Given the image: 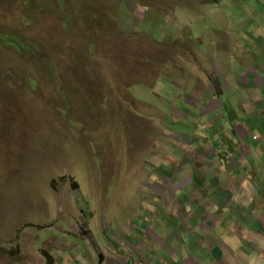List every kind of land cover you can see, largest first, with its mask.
<instances>
[{"label":"rangeland","instance_id":"rangeland-1","mask_svg":"<svg viewBox=\"0 0 264 264\" xmlns=\"http://www.w3.org/2000/svg\"><path fill=\"white\" fill-rule=\"evenodd\" d=\"M261 48L264 0H0V264H99L104 227L193 222L166 179L215 171L202 149L252 115L210 104L264 101L236 84L264 82Z\"/></svg>","mask_w":264,"mask_h":264},{"label":"crops","instance_id":"crops-1","mask_svg":"<svg viewBox=\"0 0 264 264\" xmlns=\"http://www.w3.org/2000/svg\"><path fill=\"white\" fill-rule=\"evenodd\" d=\"M262 53L264 49L261 48L260 52L252 56L249 54L248 58L250 66L252 57L255 58L254 66L261 71L264 70V64H259ZM243 80L236 83L239 89L257 90L261 85L264 86L261 77L244 75ZM238 93L240 97L241 91ZM222 99L224 102L213 104L214 100L210 106L216 108L223 104L222 109L225 108L229 113L232 112L231 107H234V112H239L240 109L235 107L243 109L244 106L252 118L248 123H243L239 116H235L241 125L237 123L238 129L235 130L238 131L231 134L235 140L227 144L225 149L222 146L219 149H202V154H216L212 161L215 171L201 172L195 168V176L190 175L192 170L183 173L185 177L177 181L180 179L177 177L178 169L166 179L167 183L174 181L175 189L179 188L177 195L174 189H168L175 200V204H171L172 215L185 223L191 211L197 208L190 216L193 222L174 229L135 228V221H126L127 228H116L118 237L106 232L105 249L98 247V252L94 246L99 264H264V101L244 98L242 102L236 98L230 102L226 98ZM248 101L260 108L261 113L254 112ZM228 116L230 119L233 117L231 114ZM233 124L230 121L229 125ZM194 177L198 181L201 179L202 184H199H206V189L185 194L182 188L193 184ZM158 192L163 193L161 190ZM224 223L228 224L227 228H222Z\"/></svg>","mask_w":264,"mask_h":264},{"label":"trees","instance_id":"trees-1","mask_svg":"<svg viewBox=\"0 0 264 264\" xmlns=\"http://www.w3.org/2000/svg\"><path fill=\"white\" fill-rule=\"evenodd\" d=\"M13 251H14V248L11 249V252H13ZM45 254L47 255L48 263L52 264V261H53L52 256L48 252H46Z\"/></svg>","mask_w":264,"mask_h":264},{"label":"clouds","instance_id":"clouds-1","mask_svg":"<svg viewBox=\"0 0 264 264\" xmlns=\"http://www.w3.org/2000/svg\"><path fill=\"white\" fill-rule=\"evenodd\" d=\"M2 41H5L6 43L9 41L8 39H6V38H2ZM12 46V45H11ZM112 225V224H111ZM113 228V227H112ZM104 229H106V230H108V227H104ZM114 229V228H113ZM114 231L116 232V236L118 237V235H117V231L114 229ZM108 232H109V230H108ZM112 235V234H111ZM112 236H115V235H112Z\"/></svg>","mask_w":264,"mask_h":264},{"label":"built area","instance_id":"built-area-1","mask_svg":"<svg viewBox=\"0 0 264 264\" xmlns=\"http://www.w3.org/2000/svg\"><path fill=\"white\" fill-rule=\"evenodd\" d=\"M108 230L109 232L112 234V235H115L116 236V232L114 231V229L112 227H108Z\"/></svg>","mask_w":264,"mask_h":264}]
</instances>
